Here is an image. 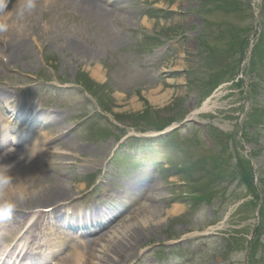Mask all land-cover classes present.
<instances>
[{"label": "rangeland", "instance_id": "obj_1", "mask_svg": "<svg viewBox=\"0 0 264 264\" xmlns=\"http://www.w3.org/2000/svg\"><path fill=\"white\" fill-rule=\"evenodd\" d=\"M135 1L136 0L133 2ZM149 1L145 2L149 3ZM139 2L142 3L141 1ZM196 2H198L200 6L203 4L202 0H155L152 4L158 3L160 7H163L167 11H174L175 14L172 15V19L156 21V12L147 13V18L139 16L141 13L137 12L124 17V21L122 20L129 25L137 24L143 30L151 34L166 37L170 41H173L176 36L177 38L182 35L184 36L182 42L175 47L174 54L169 59L162 62V66L173 73H167L166 78L161 80L153 79L151 75H148L145 71L140 73L133 72L131 76L127 74V71H132L133 66L139 64L141 61L139 58V51L137 47H135L133 39L130 37H125L120 41L114 40L112 42L109 41L108 38H105L106 40L103 38V42L106 45L101 46V44H99V46L106 48V50L100 49V52H97L95 55L97 59L93 61L84 55L77 56L75 54H67L66 45L69 40L68 38H72V36L69 35L70 30L78 28V26L70 22L66 11L63 10L59 11L55 16L52 12L46 14L44 10L41 13L35 12L31 22L32 27L36 28L34 34L36 38L40 40L39 43L41 44V48L34 50L32 56L25 55L22 58L17 57L12 63L9 62L8 67L10 73L13 75L7 74L0 69V80L22 82L25 77H37V75L41 76V74L44 73L49 77L55 75L58 79L64 78L67 80L65 84L71 86L70 84L72 81H85V78L91 79L92 81H89L91 87L97 86L94 92L98 95L99 104H103L105 110L110 113L111 118L130 121L129 123L133 125H135L134 122L138 123L137 127L146 125V121H141L142 119L145 120L147 117L153 121V123L172 119L179 120L183 115L189 117L190 112L198 105L202 89L209 83L207 80L210 79V70H216L222 67L226 61L225 58L220 55L216 58H208L206 56L208 55L206 44L212 46V48L219 49V51L226 49L229 47L230 32L227 23L232 22V26H234L232 31L239 30L240 32H244L242 36V38H244L245 35L246 37L249 35L248 33L251 30L248 25L249 22H252L245 11L232 12L230 13L231 15L195 12L194 9L197 8ZM62 3L63 1H60V4ZM53 17L58 20L56 29L60 30L62 34L58 36L54 35L53 37L42 35L41 27ZM145 20L149 24L148 27L142 24ZM220 23H224L222 28H220ZM65 24L68 25L70 29L63 30ZM77 42L81 43L80 40H77ZM84 47L88 50L93 48L87 45H84ZM23 48L29 49L31 45L28 46L27 44ZM105 51H107V53ZM44 53L46 54L45 56ZM234 59L235 58H232V61ZM94 61L101 66V74L104 76L102 80L96 79L90 75L89 70H91V67L95 66L93 64ZM104 61H107V63ZM133 77H138L137 81L142 83V85H137L129 90L128 88L131 87L130 81ZM159 90L160 94L165 92L168 93L169 98L162 102L151 103L149 96L155 91L159 92ZM242 90L244 91L238 90L236 94L232 95L229 94L230 90H220L213 94V99L210 104L211 108L215 106L211 112H217V118L214 122L219 126L216 131L222 129L227 136L232 134L237 140H242L241 126L242 119L245 117L244 113L248 112L252 105L256 104L254 100L252 101L250 97H247L248 94L245 95L247 91L246 88ZM240 92H242L243 95ZM66 94L69 95L71 99H77L74 107H70V109H72L70 113L71 116L77 117V115L82 113L86 108L90 110V106L93 107L91 103L86 100L88 98L85 95L84 97L80 96V94L73 89L72 91L66 92ZM136 96H139V98ZM135 98L138 100V104L136 103L134 106L132 101ZM256 100L258 101L257 98ZM232 108L238 109L231 112ZM237 116H240L241 120L238 119L233 121ZM141 117L145 118L141 119ZM60 123L63 125L62 128L70 124L68 120H62ZM60 123H58V125ZM190 131L191 130H185L182 134H187L189 136ZM117 135L118 133L116 131L111 132L108 136L109 142ZM219 135H221L220 132ZM76 136L77 138L70 139L74 141L72 142L73 146H69V144L66 146L64 144L62 146L61 144L54 146L53 148H60H56L57 151L49 155L54 159V161H52L53 167L49 169L47 166L43 165V169L46 170L39 167L36 176L40 178L44 175L51 176L52 174L50 173H52L54 169L56 174H64V176H62L64 181H70L69 183H71L73 187L71 188L73 191L70 195L77 194L78 192V194L83 192L82 195H84L86 194L88 186L83 185V182L85 181L84 176L88 171H81L80 166L88 162L97 163V161L102 158V160L107 161V158L104 159V157L108 156L111 147L106 144L108 143L107 141L104 142L102 139H96L98 135H93L92 139L91 135L88 133V129H86L84 133H78ZM202 141L203 140L200 139L198 144L189 141L186 145V150L183 149V140L180 142V151L183 153L182 159L171 164L169 170L160 172L159 180L157 181V191L153 193V196L150 194L145 198L142 196L141 199L129 196V198L135 202L134 207L131 210L128 209L118 220V222H120L116 223L117 226L115 225V229H112V233L118 235V240L128 242L130 245H128V248L133 247V249L128 251L127 255H118L116 258L114 257L116 260H121V258H123L126 261L128 258H131L129 264H134L140 254L149 249L145 247L146 245L157 247L159 244L162 246L166 243L173 244L176 241H169V238H178L181 235L180 230L183 231L186 229V232L190 233L206 229L207 227L208 229H212L211 213L199 203L195 204V206L194 204L190 205L188 200L191 199L190 193L192 189L184 186L185 182L189 183V181H196L206 186L207 191H212L215 186L220 184L219 177H214L209 174V171H215L216 167L214 163L209 161L210 154H207L205 146L201 143ZM203 143L206 144L205 142ZM173 144L174 143H169L164 145H167V149L169 150ZM243 145L244 149L242 148V151L247 156V146L253 147V145H251V143H244ZM202 147L205 149H202ZM61 152H72L71 157L73 161L66 162L67 158L61 160ZM63 155L66 156L64 153ZM201 159H206V162L198 164L199 166H197V169L193 171H187L186 176L188 179H186L185 176L182 178L177 175L178 170L175 169V163L181 166L183 164L187 165L189 163L199 162ZM253 164L255 167L259 168V172L264 174V158L260 160L253 159ZM26 171H31L30 166H22L23 175H26L23 173ZM152 172L150 168L146 167V170L143 171L142 174H150ZM130 174L131 172L129 169L124 171L114 169L112 179H120V183L123 181L125 183L128 180L127 178H130ZM119 175L120 177L118 178ZM30 176L31 174L27 177ZM170 176L173 178H170ZM54 177L58 178L57 176ZM224 179V185H227V181L229 180L228 172L224 174ZM79 186L83 188L78 189ZM234 187L235 185L232 188ZM34 188L38 187L35 186L33 189ZM122 188L124 187H121V189ZM36 195H38V192H36ZM43 198L46 200L50 199L47 198L46 194H43ZM175 199H184L185 204L181 206L185 209L181 216L168 217L166 213L173 207L170 203ZM43 203L44 202H36L34 204L28 203L26 206L44 205ZM143 205L165 208L163 211L165 219H152L150 220L149 226L143 225L141 218L146 211V209L141 210ZM190 216L194 220L191 219ZM131 224L133 225L131 226ZM134 230H137L138 233L135 236H131ZM183 233L185 232L183 231ZM108 238L102 243V245L104 244L103 246L108 244ZM216 240L221 243L220 238L212 241L214 242ZM187 244L188 242H186V245L183 243L182 245L174 246L172 250L183 249L184 255L191 259L190 264H220L221 260H219L218 256L215 260L210 259L217 251L215 248L204 252L203 248L206 246L199 241L191 243L190 245ZM102 245L98 248L99 252L94 254L98 258L103 256ZM222 250H224V247ZM242 260H244V258H242ZM113 264H117V262L114 261Z\"/></svg>", "mask_w": 264, "mask_h": 264}, {"label": "bare ground", "instance_id": "obj_2", "mask_svg": "<svg viewBox=\"0 0 264 264\" xmlns=\"http://www.w3.org/2000/svg\"><path fill=\"white\" fill-rule=\"evenodd\" d=\"M78 1L82 2L84 10L94 8L95 12L97 13V15L100 18H104L105 16L109 15L105 9H102L101 7H98L97 5H95V3L92 0H78ZM142 24L147 26V27L149 26V24L146 22V20L143 21ZM9 34H10V32L7 31L6 35L9 36ZM47 35L51 36L50 30L48 31ZM107 36L109 37L111 42L114 40L120 41V40L125 38L123 36L116 34L115 32H113L111 30L108 31ZM1 39H3V38H1ZM3 40L6 42V44L4 47L0 48V54L3 55L6 53L7 54L6 57L8 58L10 63H12V61L15 60L17 57L22 58L25 55L31 56L33 54V50L35 48H41V44L39 43L40 40H38L37 38L33 39V46L29 49L23 48V47H25V45L22 43H25V40H23V41L20 40L18 42V44L14 43V41H12V40H8L7 38H4ZM36 43H38V45H36ZM66 49L68 51L67 54L70 53V54H75L77 56L78 55H81V56L84 55L85 57H89L92 61L97 59L95 56L97 52L88 50L87 48L82 46V44L80 45L78 42H76V40H74V39L71 40L66 45ZM93 64L95 66L91 67L92 76L96 79H99V80L104 79V76L101 74L102 70H101V66L99 65V63L94 61ZM154 96H155V98H154ZM168 98H169V94L166 92L160 94V90H159V92L155 91L154 93H151V96H149V100L151 103L152 102H162L163 100H166ZM137 101L138 100L135 98L132 101V104L135 106ZM69 146H73V143H69ZM21 156H23L24 158L20 159ZM3 159L6 162H13V161L18 162L17 165H14V167H17L18 169L22 166H30V168H31V176L29 178L24 179V180H27V182H25L27 184V186L23 185L22 190H20L18 185L21 182H18L16 184L17 193H19L20 191H24V192L29 194V198L25 200L24 204H28V203L34 204L36 202H45L46 203L47 201L43 198V194H46L47 198H50L48 202H53L52 205L58 204L59 202H61V199L72 198L73 196L76 195V194L70 195L73 191L71 188H73V187L71 186V183L64 181L63 179L55 178L52 175L51 176L44 175L42 178L35 176V173L37 172L39 166L42 169H43V167L41 165L42 162L37 160L32 154L26 155L22 152H13V153L8 154ZM12 171H14V170L12 169ZM150 184H152V183H150ZM35 186H37L38 188L33 189V187H35ZM81 188L82 187L79 186L78 189H81ZM36 192H38V195H35L33 197L31 194L36 193ZM7 196H10V194L8 192L3 194V197H7ZM15 196H13V197L15 198ZM41 207H43V206L36 205V206L31 207V208H41ZM144 209H146V211L144 212L145 213L144 216L141 218V222L145 226H149L150 220H152V219L153 220H158L159 218L165 219L163 216L164 215L163 211L165 208L150 206V205H143L141 210H144ZM184 209L185 208L183 206L174 205L173 207L170 208L169 211H167L166 216H168V217H170V216L171 217L181 216L183 214L182 212L184 211ZM132 225L133 224H131V226ZM137 233H138L137 230H134L133 233H131L132 234L131 236H135ZM107 238L109 240L107 241L108 244L104 246V250L110 256L116 255V254L123 255L127 251V248L130 246L128 242H125L124 240H122V241L118 240V235L117 234L115 235V233L111 232L107 235L104 234V235L100 236L98 239L97 238L93 239L94 247L96 245H98L99 242L101 243L102 241H105ZM73 247H74V249L72 251V254L75 253V251L78 247V244L73 243ZM94 247H93V249H94ZM85 253H87V252L76 251V254H75L76 258L75 259H76V261H80V264L82 262L87 263V261H88L87 256L91 257V254H89V253L85 254ZM72 254H70V255H72ZM92 257H93V255H92ZM108 262H109L108 258H103V263H108ZM1 264H3V263H1Z\"/></svg>", "mask_w": 264, "mask_h": 264}, {"label": "clouds", "instance_id": "obj_3", "mask_svg": "<svg viewBox=\"0 0 264 264\" xmlns=\"http://www.w3.org/2000/svg\"><path fill=\"white\" fill-rule=\"evenodd\" d=\"M9 2L10 0H0V33L9 31V20L13 13L22 19L33 14L37 7V0H17L14 10L8 11ZM29 155L31 154L29 153ZM23 158V156L20 157V159ZM13 167V164L0 162V222L11 219L20 205L29 198V194L24 191L17 193L15 198H3V194L7 192L9 187L17 182L16 177L12 174ZM31 195L34 197L36 193Z\"/></svg>", "mask_w": 264, "mask_h": 264}]
</instances>
